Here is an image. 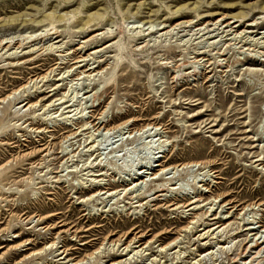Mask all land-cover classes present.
<instances>
[{"label": "rangeland", "instance_id": "obj_1", "mask_svg": "<svg viewBox=\"0 0 264 264\" xmlns=\"http://www.w3.org/2000/svg\"><path fill=\"white\" fill-rule=\"evenodd\" d=\"M241 18L240 28L231 32L225 28V23L240 22ZM221 19L224 26L215 31L218 26L214 24ZM190 21L196 24L188 27L186 23ZM254 21V26H249ZM143 22L182 28L162 36L163 33L146 31L150 25ZM54 27L61 36L57 40H27L34 33ZM234 30L245 32L235 38L230 35ZM209 31L215 32L208 34ZM1 40L16 42L15 48L21 42L27 44L16 58L22 64H13L7 55L3 56L5 51L0 53V101L28 80L60 68L39 84L42 89L37 93L31 90L32 102H38L36 107L22 108L21 101L15 99L0 104V264H63L57 252L62 246L79 259L106 244L110 235L116 234L113 239H117L135 228L144 233L152 231L153 235L165 233V244L181 233L178 249L157 257L156 264H251L249 255H239L240 246L254 238L252 234L259 226L264 227V0H0ZM53 43L62 47L59 51L66 52L48 50ZM85 44L88 47L82 55L102 51L98 59H88L92 68L101 65L100 73L93 74L90 80L85 75L75 81L71 76L80 70L74 72V67L68 74L66 65H58L60 55L70 53L73 57V51ZM29 50L33 55L22 56ZM198 52H206L213 63L217 58L223 66L213 65V72L202 76L204 67L196 65L199 74L191 76L194 68L186 70L182 65L193 67L191 62ZM223 52L226 56L220 58ZM78 53L73 58L79 57ZM73 63L72 60L69 65ZM94 95L97 106L86 109L92 105ZM63 96L68 98L60 101ZM72 99L70 105L76 111L69 115L65 105L58 104ZM81 111L85 119L94 116V124L106 114L108 129L128 123L131 131L147 125L159 129L157 133L153 130L150 138L138 136L127 141L129 134H117L108 143L104 133H96V141L103 146L99 152H88L92 140L86 142L87 136L66 141L76 128L65 118ZM31 124L38 125L33 130ZM40 127L48 130L40 134L35 131ZM162 145L167 151L166 166L198 163L203 168L176 174L172 184L179 191L164 193L167 196L162 199L171 204L165 205L164 201L156 208L129 210L131 206L123 202V197L119 203L117 198L106 196L83 202L94 191L90 189L91 181L103 179L90 176L100 170L88 169L91 163L110 167L117 181L131 180L138 170L130 173L128 165L143 160L156 165L151 153ZM149 146L153 150L149 151ZM123 149L122 153H113ZM259 159L262 162H257ZM201 170L211 171L207 179L214 182L207 185L210 192H204L203 205L218 198L213 207L203 209L204 213L210 208L216 211L222 198L225 203H233L231 207L237 211H230L229 206L217 210L221 217L229 211L233 218L226 226H231L221 233L216 231L217 239L206 240L212 244L210 248L215 247L214 259L203 256V261L198 262V255L206 252L205 242L199 238L204 232L198 231L215 223L210 221L215 212L198 215V228L185 233L196 212L190 208L174 211L170 205L190 200L192 196L184 194L194 192L192 181ZM105 180L110 181V189L119 188L112 178ZM155 187L146 188L144 184L136 190L146 192ZM256 204L254 213L241 215L243 209ZM203 205H199L201 209ZM52 215L56 216L49 219ZM245 228L256 231L248 237ZM230 237L236 239L227 241L229 249L223 253L216 244ZM53 243L55 246L48 248ZM110 248L104 245L102 251L106 253L88 264H119L132 257V262L152 263V258L148 261L151 251L145 253L148 256L144 260L131 253L112 263L108 258ZM179 250L184 252L181 258Z\"/></svg>", "mask_w": 264, "mask_h": 264}, {"label": "bare ground", "instance_id": "obj_2", "mask_svg": "<svg viewBox=\"0 0 264 264\" xmlns=\"http://www.w3.org/2000/svg\"><path fill=\"white\" fill-rule=\"evenodd\" d=\"M234 19H239V18H234ZM242 20L243 19L241 18L240 22H234V23L230 22V23H227V24L225 23V28L230 29V32L234 28H240L242 25L239 24V23H242L241 22ZM254 23H256V21H254L249 26H254ZM142 24L145 25V26L146 25H150L149 29L146 30L149 33L156 31L158 34L163 33L162 36L169 35L171 32L176 30L178 27L182 28L181 25H177V26L172 27V26H169L167 24L156 25V24H153L152 22H143ZM194 24H196V23H194V21H190V22L186 23V25L188 27H191ZM214 25L218 26V28L215 29V31H219L220 27L224 26V23H222V19H221V20H218ZM196 26H198V25H196ZM156 27H158V28L155 30ZM208 27H209V25H207L204 30L208 29ZM199 30L202 31V26H201V28ZM52 31H54V32H52ZM215 31H209L208 34H211V33L215 32ZM143 32H145V31H143ZM238 32H239L238 30H234L230 35L234 34L235 38H239L237 36H243L245 31H243L241 33H238ZM44 33H45V35H44ZM59 33H60L59 30L54 27V29H52V30H42V31H40L38 33H34V35L31 38H28L27 40L35 38L32 41V42H35V41H38V40L42 41L43 39H51V40H53L54 37H55L54 40H57V39H59L61 37L59 35ZM224 33L225 32H223V34ZM203 36H205V35H203ZM36 37H38V38H36ZM241 38H244V37H241ZM56 43H60V42H56ZM56 43L55 44L53 43L49 47L47 46L48 50H50L52 52H55V53L56 52L65 53L66 51H59V50H61L62 47L61 46H56ZM25 44H27V43L21 42L19 47L15 48L16 42H11V43L10 42H6L5 43L4 40H1L0 41V53L5 51V54H3V56L7 55L8 59L13 60L11 63L15 64V62H18V63L21 62V64H22V61L20 59H16V58L20 57L18 51L20 49H23ZM87 47H88V45L85 44V45L79 47L76 51H73V53H72L73 57L76 56L78 52H80V53H78V54H80L79 57L73 58L70 55V53L69 54L66 53L65 55H60V57H61L60 61L61 62L59 61L58 65H66L64 69H69L67 71L68 74H70L72 71H74V67H75V71L74 72H77L78 70H80L79 73H76L75 75L71 76L72 79L75 78V81H80L81 77H83L85 75H87V78H88L87 80H90L93 74L98 73V75H99V73H100L99 71H100L101 65L95 66V67L92 68L91 65L89 64V62L92 61V60L98 59L99 57H97V56L102 51H99V50L96 49V50H94L95 51L94 53L90 52L87 55L88 51H86L82 55V52L84 50H86ZM12 50L15 51V52H11ZM22 52L23 51H21V53ZM32 52H33V50H29V51L25 52L22 56H24V57H28L29 56L30 57L31 54L33 55ZM196 54L197 55L194 58V61L191 62L193 67H188V65L186 63H183V65H182V66L186 67V70L194 68V71L191 73L192 74L191 76H193V77L194 76L196 77L197 74H199V72L198 73L196 72L197 71L196 67H195L196 65H200V66L204 67L205 72L201 73L202 76L211 74L213 72V70H214V69L210 70L213 65H218V67H222L223 66V64H221V61H218L217 58H214L215 62L213 63L212 59L209 58V56L207 55L206 52H200V53L198 52ZM91 56H93V58L90 61H88V59ZM225 56L226 55H224V52H223V55L220 58L225 57ZM0 57H1V55H0ZM72 60L75 61V63H73L72 66H71L69 64H70V62ZM86 62H87V64L84 65V63H86ZM168 62H170V61H168ZM169 64H171V63H169ZM179 67H181V66H176V68H179ZM59 68H60V66H58V68H56V69H52L50 72L46 73L45 75H43L41 77H36V78H32V79L28 80L29 82L27 84L22 86L20 89L14 90L6 98H3L0 101V104L4 105L6 103H11V101L15 99L16 101H21L20 104L22 105V108L30 107V110H31L32 108L36 107L38 102H32V100H33L32 98L33 97H31V94H32L31 90L32 89H36V91H34V92L37 93L38 89H42V87L41 88L39 87V84L41 82L45 81V80L46 81L49 80L51 75L53 73H55L56 71H58ZM84 79H85V77H84ZM61 80H64V77H62ZM207 81H208V79H207ZM71 82L73 83L74 80H72ZM55 90H57L56 87H55ZM93 90H94V88L92 89V91ZM64 96H65V94H64ZM64 96L60 99V101H63V99L68 98V97H64ZM72 101H74V100L72 99V100L67 101V102L64 101L63 103L58 104V105H61V106L65 105L64 106L65 110H69L66 114L71 115V114H73L76 111V110H74V111L72 110V108L74 107L73 105H70V103ZM97 101H98L97 97L94 95L93 96V100H92V105L90 107H86V109H94L97 106L96 105ZM15 105H17V104H15ZM58 105H54V106H58ZM90 113H92V112H90ZM63 115H65V113L61 114L60 116H63ZM79 115H80V117H77ZM91 118H94V116H90L88 119H85V116L83 115V111H81L80 113H76L73 116H67L65 118L66 122H71V124L73 126H75V128H76V129H74V131H71L69 133V136L66 138V141L69 140L68 142H70V141L77 140L80 137H86L87 136L86 137V142H88L89 140H92V142L89 143V145L92 144V146L89 148L88 152H93L94 151L96 153V152L100 151L99 148H100V146H103V145H102V143H99L98 141H96L97 138L99 137L97 135L100 134V133H104L105 134V138L104 139H105V143H106L110 138H112L111 136H114V135H117V134H119V136H117V137H124L126 134H129V136L127 137V141L130 138L136 139L138 136L140 137V139H144V136L149 135L146 138H150V137H152V131L155 130V132L157 133V130L159 129L157 126L147 125V126L142 127V128L139 127L140 128L139 130L131 131L129 123L128 124H124V125H120L119 127H116V128H113V129H108L109 125H110V122L107 119V115L106 114L103 115L98 120V122H95V124H94V122L91 121ZM80 124H82V125L80 127H78ZM37 125L38 124L33 126V124H31L30 128H33V130H34V128ZM47 130H48L47 128L40 127V128H36L35 131L36 132L38 131V133L43 134ZM124 132H126V133H124ZM96 133H97V135H95ZM104 134H102V136H104ZM89 145H87V146H89ZM165 147H166L165 145H162L160 148L156 149V152H152L151 153V155H152L151 159L155 160L156 165L152 164L151 162L143 163L144 160H143V162H139V163H137L138 161H134L133 164L128 165L130 173L134 172L135 170H138V171H136V173L134 172L135 175H133V176L130 175L132 177L131 180L127 179V180L122 181V182H120V180L117 181V179H115V177L112 176V173H110L112 169L110 167L101 166V164L100 165H98V164L96 165V163L95 164L91 163L90 166L88 167V169H92V171H93L95 168H99L100 170L95 171V174L90 175V176L91 177H95V178H103V179L100 180V181H97V180L91 181L92 183H91L90 189L92 188L94 191L83 202H89V201H92L94 199H98V201L99 200H103V199H100V198L102 196H106L107 198H111V199L117 198L118 199L117 203H119L121 197H123L122 198L123 202L128 201L129 203H126V204L127 205L129 204L131 206V208L129 210H132L133 208L134 209H139V208L143 209L144 207H147V206H152V207L156 208V206L158 204H160V203H162L164 201L166 202L165 205L171 204V203H169L168 199H165L164 201L162 199H163V197L167 196V195H164V193L175 194L176 191H179L175 187V185L172 184V182L176 179V174L180 173V172H183V171H187L189 169H194V168H197V167L200 168L202 166V164L189 163V164H185L183 166L182 165L181 166H166L165 162H166V158H167L166 157L167 151L164 150ZM149 148H150V146H149ZM151 150H153V149L150 148L149 151H151ZM123 151H124V149L121 150V151H113V153H122ZM168 152H170V151H168ZM68 155H70V154L68 153L66 156H68ZM94 161L97 162V158L94 159ZM149 161H150V159H149ZM257 162H262V159H259ZM136 163H137V165H136ZM205 165H204V167H206ZM138 167H140V168H138ZM206 168H204V169L206 170ZM263 169H264V167H263ZM198 171H199V169H198ZM200 173L192 181L193 185H194V187L192 186L193 187L192 189L194 190L193 193H188L187 192V193L184 194L182 192H179V193H181V195L184 194V196H187V197L188 196L189 197L192 196L190 198V200L188 202H185V203H177V204L170 205V208H174V211H178L179 209H189L190 208V211L196 212V213H193L195 218H192L191 222L186 226L185 231H184L185 233H190V232H193V230L197 229L198 227H196L195 225L200 222V219L197 222H195V220H196V218H198V215H200L202 217V216H204V214L208 215L210 212H213L214 211L213 208H210L209 210H207V213H204L203 209H205V207L207 205H210L211 207H213V204L216 203L217 200H218V198H215V199H212L211 203H207L206 206L203 205V204L206 203V201L203 199L205 194H206L204 192L208 190L207 185L209 183L213 182V181H209L207 179V177L210 176L209 174L211 173V171H205V172L202 171ZM171 175H173V177L170 178ZM199 176H203V177H202L201 180L196 181V178H198ZM108 177L112 178L113 184H117L119 188L114 189V190L110 189V186H111L110 181L108 180L106 182V180H105ZM144 184H145L146 188H148L149 185H154V184H155L156 187L154 189L150 188L146 192L139 191V190L137 191L136 190V188H138L140 185H144ZM215 184H217V183H215ZM207 192L209 193L210 190H208ZM201 204L203 205L202 209L199 206ZM231 205H233V203H229V202L225 203L224 198H222L220 200V202H219L218 209L219 208H222V209L223 208H227L226 206L231 207ZM256 208H258L257 204L256 205H252V206H248L245 209H243V213L241 215H246V213L248 211H251V213L252 212L254 213ZM199 210L201 211V214L197 213ZM217 210L214 211L215 213L210 216L211 217L210 221L215 222V223L213 225H211L210 227H207V228H209V230H207V228H205L203 230L198 231L199 233L204 232L203 234H200L199 238H203L201 241L205 242L203 244V246H204V248H206V252L201 253V255H198V257H199V260H197L198 262H202L203 261V259H202L203 256L204 257L210 256L212 259H214V257H215V250H214L215 247L210 248L212 246V244H209L208 242H206V240L208 238L210 239V237H211V239H217V236L216 237L214 236L216 234L215 233L216 231H219V233H221V232L227 230V228L229 226H231V225L226 226L227 224H229L227 222L230 219L233 218L232 216L229 215V213H228L229 211L226 212L228 214L227 216L225 215L226 217H221L219 214H216ZM229 210L230 211L232 210L233 212H236L237 208L231 207V208H229ZM55 216L56 215H52V216L49 217V219H53ZM257 224L259 225L260 223L258 222ZM64 226L65 225H63L62 227H64ZM258 230H257V233L252 234V233H254V231H256L255 229L245 228V231L248 232V237H249L250 234H252V236H254V238L251 241H249V242H247L245 244H242L240 246V248L242 250V253L239 256L240 257H242V256L246 257L247 255H249L248 257H249V259L251 261V264H253L255 262L257 264H260L262 261H264V256H263L264 255V240L262 241V239L264 238L263 237L264 236V227L262 228L261 226H259ZM151 232L152 231H150L148 233H144L143 231L139 230L138 228H135V229H132V230L124 233L123 235L119 236L117 239H113V236H116V234L110 235L104 241V242H107L106 244L104 243L101 247L96 249L93 253L88 254L85 257L79 258V259L78 258H73L69 254L68 251L64 250L63 246L59 250H57V252L59 253L58 256L61 257L60 260L65 261V263H63V264H88V262H90L91 260L97 259L98 256L103 255V254L106 253V251H102L104 245H110L112 247V249L110 248L111 249L110 251L108 249V251L110 253V256L108 258L111 259L112 263H115L114 260L116 258L123 257V256H129L131 253H134V256H140V258L142 260H144V258L146 256H148V254H145V253L147 251L148 252L151 251L152 253L149 255L148 261L151 260V258H152V263L151 264H156L157 257H160L163 254H167L168 251H171L172 249H175V248L178 249V246L180 244H182V243H179L181 233L179 234V236L175 237L172 241H170L169 243L165 244L164 241L162 240V236L165 233H161V234H158V235H156V234L153 235V234H151ZM62 233H65V231H63ZM222 235H224V233ZM75 236H77V234ZM131 236H133V237L131 238ZM258 236H260V237L258 238ZM230 239H232V242H233L236 239V237H230L229 239H226V240H222L221 239V240H219L217 242L216 246H218L219 249H221V251L223 253H226L228 251V249H229V247H226V243ZM122 243H124V244L121 245ZM85 244L87 245L88 243H85ZM156 245H158V246L155 247ZM54 246H55V243L51 244L50 247L48 246V248L52 249ZM122 247H124V249L121 251ZM1 249L2 248H0V250ZM156 249H157V251H155ZM28 250L29 249H26L25 251L27 252ZM111 252H113L112 255H111ZM125 252H127V253H125ZM198 252H199V250H198ZM158 253H159V255L156 256V254H158ZM182 254H184V252H182L181 250H179L177 252V255L180 258H181ZM37 255H39V254H37ZM133 259H134V257H132L130 259L122 260V261L119 262V264H133V263L136 264L137 261L135 260V262H132ZM137 264H140V263H137Z\"/></svg>", "mask_w": 264, "mask_h": 264}]
</instances>
